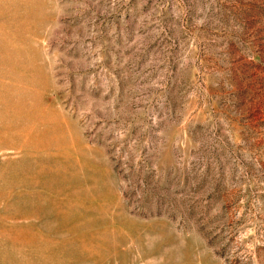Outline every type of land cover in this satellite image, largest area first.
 Masks as SVG:
<instances>
[{
  "label": "rangeland",
  "instance_id": "374dc122",
  "mask_svg": "<svg viewBox=\"0 0 264 264\" xmlns=\"http://www.w3.org/2000/svg\"><path fill=\"white\" fill-rule=\"evenodd\" d=\"M0 264H264V0H0Z\"/></svg>",
  "mask_w": 264,
  "mask_h": 264
},
{
  "label": "bare ground",
  "instance_id": "6f19581e",
  "mask_svg": "<svg viewBox=\"0 0 264 264\" xmlns=\"http://www.w3.org/2000/svg\"><path fill=\"white\" fill-rule=\"evenodd\" d=\"M62 260V259H61Z\"/></svg>",
  "mask_w": 264,
  "mask_h": 264
}]
</instances>
